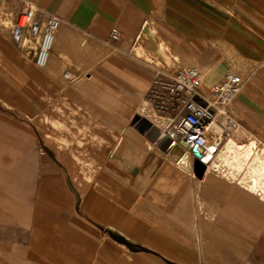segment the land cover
<instances>
[{"label": "crops", "instance_id": "obj_1", "mask_svg": "<svg viewBox=\"0 0 264 264\" xmlns=\"http://www.w3.org/2000/svg\"><path fill=\"white\" fill-rule=\"evenodd\" d=\"M18 2L60 26L41 75L39 37L27 28L17 48L16 10L2 7L0 69L14 75H0V86L20 84L22 68L34 86L0 87V264H264V193L229 171L231 155L200 177L194 166V177L189 155L148 139V126L167 130L168 119L144 99L150 60L170 72L197 66L208 85L233 70L245 85L231 103V134H242L230 148L254 144L264 160V0ZM26 47L32 59L22 58ZM70 114L83 117L77 156L92 149L87 169L70 161ZM198 190L210 222L191 219ZM196 228L199 257L184 247Z\"/></svg>", "mask_w": 264, "mask_h": 264}, {"label": "built area", "instance_id": "obj_2", "mask_svg": "<svg viewBox=\"0 0 264 264\" xmlns=\"http://www.w3.org/2000/svg\"><path fill=\"white\" fill-rule=\"evenodd\" d=\"M59 26L60 19L56 15L46 17L34 5L27 3L21 11L14 35L20 39L23 31L29 28L34 37H39L35 61L44 67ZM110 38L119 41L120 31L113 28ZM152 71L154 75L147 93V107L159 119H168L167 130L161 131L174 144L185 147L190 163L204 161L210 143L223 144V135H231V130L238 126L231 117L230 106L245 85L244 77L228 71L220 81L205 88L202 72L197 66L181 67L171 72L153 67ZM213 126L221 132H212Z\"/></svg>", "mask_w": 264, "mask_h": 264}, {"label": "rangeland", "instance_id": "obj_3", "mask_svg": "<svg viewBox=\"0 0 264 264\" xmlns=\"http://www.w3.org/2000/svg\"><path fill=\"white\" fill-rule=\"evenodd\" d=\"M5 4H9L12 8H14L16 10L15 22H16V18H17V22H18L19 17H20V14H21V11L23 10V5L20 4L18 2V0H0V17H1V15H3V13H2V7ZM1 22L2 21H0V29L2 28ZM10 38H11V42L14 45H16V47L18 48V45L21 43L20 40L19 39H16L15 38V35H13V33L10 36ZM34 41H36V39L34 40L32 37L28 40L29 43H32ZM32 46H34V44H32ZM25 49H26V51L24 50V52L22 53L23 55H21L22 58L23 59H32L30 55L29 56L27 55V47ZM133 55L135 57H137V58H140V55H142V54H140V52L137 51V52H134ZM148 63L150 64L149 69L152 72V76L154 75V73L152 71L153 67H157V68H161L162 67L161 64L158 61H151L150 60V61H148ZM35 67L37 68V71L39 72V74L43 75V72H44V69H45L46 66L40 67L37 64H35ZM13 71L14 70L11 67L10 68H7L6 67L4 69L1 68L0 69V75H4L6 77H11V76L14 75V72ZM21 71L22 72H21V83L20 84H18V83H16V84L9 83V84H5V85H1V86L4 87V89H5L4 91L6 92V94H8V93L11 94L14 89L16 90V88L19 89V91H29L30 90V86H34V85H31L29 83V75H30L29 69L28 68H22ZM231 71H233V70H231ZM234 71H236V70H234ZM220 80L221 79H218L216 81L218 82ZM203 86L205 88H208L210 85L203 84ZM144 99L147 100V95H146V97ZM6 102L11 103L13 101L10 100V101H6ZM17 102H19V101H17ZM21 102L23 103L25 101H21ZM75 103H76L75 100H70L69 101L70 112L73 111V110H75V108H76ZM231 107H232V105L230 106V108ZM68 118H69V125H70L69 127H70V129L72 128V130L69 131V139H70L69 140L70 161H71L72 164L74 163L73 166H76L77 165V162L76 161L81 158L82 160L86 161V163H85V168L86 169L89 168V167H92V164L91 163H87L88 161L91 160V156H89L87 154L89 152V150H92L91 148H85L86 154L84 155V157H83V155H80L81 157L80 156H77V137L76 136L78 135V132L76 130V127H77V121H79L80 123H82V118L83 117L76 116L75 114L74 115L70 114ZM86 119H88V117H86ZM196 164L197 163H195V164L191 163L190 164V169L188 170L189 172H191V174L194 177H195V174H194L193 168H194V166L196 168ZM208 174H210V173H208ZM198 183H200V182L198 181ZM251 185H252V187L257 188L253 183H251ZM198 186H199V184H198ZM261 193H264V192L261 191ZM190 199H191V201H190L191 202V205L193 206L192 218H191L193 220V222L196 223V224H199L200 221H205V218L208 219V220H206V222H210V219H211L210 213H208V211H206L205 208H204L205 207V202L202 199L199 190L196 192V196L194 197L195 202H194V200L192 201V198H190ZM198 229L199 228H196V233H195V234L198 235V239L196 238L197 235L194 234L192 236L193 241H195L194 244H190V245H188V243L185 244V245L182 244V256H185V255L186 256H189V252L186 251V250H183V245H184V247L185 246L186 247H191V249L193 251H195L196 252V255L199 257V253L202 251V248H204L205 243L203 241V239H204L203 234H201V235L198 234L199 233L198 232ZM170 246L171 245H169V247ZM214 247H215V245H214ZM139 263H140L139 261H133V264H139ZM157 263H159V262H156L154 264H157ZM164 264H170V262L164 261Z\"/></svg>", "mask_w": 264, "mask_h": 264}, {"label": "bare ground", "instance_id": "obj_4", "mask_svg": "<svg viewBox=\"0 0 264 264\" xmlns=\"http://www.w3.org/2000/svg\"><path fill=\"white\" fill-rule=\"evenodd\" d=\"M54 39H55V36H54ZM53 44H54V41H53ZM211 131L217 132V133L221 132V130L217 126H213L211 128ZM241 134L240 133L231 134L227 137L223 135L224 139H223V144L221 145H218V143H213V142L210 143V148L208 152L206 153V155L204 156V161H198L197 163L201 167H204L205 170H207L208 167L212 166L214 163L213 168H209V169L219 170L218 167L221 162V159H225L227 155H231L232 161L228 163L229 171L242 172L245 177L244 178L245 185H249L250 187H252L251 183H253L257 187V189L264 192V160L260 156L252 154L254 144H251L249 147L239 145L242 148V150L236 149L235 147L230 148L233 146V144L234 145L237 144L231 138L234 135H241ZM223 145L224 147L221 148ZM171 150L177 151L178 153L177 158L179 159L182 156L184 157L185 155H189L188 151L181 144L172 145L170 151Z\"/></svg>", "mask_w": 264, "mask_h": 264}, {"label": "water", "instance_id": "obj_5", "mask_svg": "<svg viewBox=\"0 0 264 264\" xmlns=\"http://www.w3.org/2000/svg\"><path fill=\"white\" fill-rule=\"evenodd\" d=\"M147 131V137L152 142L160 143L163 150H168L174 145L170 138H166L165 134L161 131V129L155 125H149ZM195 171L197 175L200 177L205 171L204 167H201L198 163L196 164Z\"/></svg>", "mask_w": 264, "mask_h": 264}]
</instances>
